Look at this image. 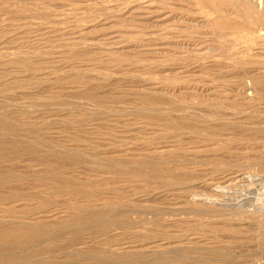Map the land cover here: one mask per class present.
<instances>
[{
	"label": "rangeland",
	"instance_id": "1",
	"mask_svg": "<svg viewBox=\"0 0 264 264\" xmlns=\"http://www.w3.org/2000/svg\"><path fill=\"white\" fill-rule=\"evenodd\" d=\"M262 197L264 0H0V264H264Z\"/></svg>",
	"mask_w": 264,
	"mask_h": 264
},
{
	"label": "bare ground",
	"instance_id": "2",
	"mask_svg": "<svg viewBox=\"0 0 264 264\" xmlns=\"http://www.w3.org/2000/svg\"><path fill=\"white\" fill-rule=\"evenodd\" d=\"M259 7H260V5H259ZM263 198V197H262ZM260 199V198H259ZM259 199H257V200H259ZM264 199V198H263ZM262 199V200H263ZM260 202V201H259ZM255 203V202H254ZM257 203V202H256ZM256 203H255V205H256ZM261 203V202H260ZM259 204V203H258ZM257 207H258V205H256ZM255 207V206H254ZM257 209V208H256ZM259 209V208H258ZM260 209H262V210H264V206H262ZM260 212V211H259Z\"/></svg>",
	"mask_w": 264,
	"mask_h": 264
}]
</instances>
